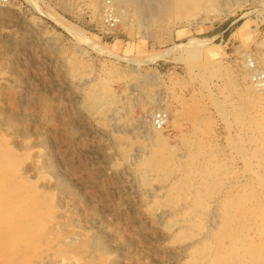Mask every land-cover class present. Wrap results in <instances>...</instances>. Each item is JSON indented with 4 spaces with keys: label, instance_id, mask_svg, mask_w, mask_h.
Returning <instances> with one entry per match:
<instances>
[{
    "label": "rangeland",
    "instance_id": "374dc122",
    "mask_svg": "<svg viewBox=\"0 0 264 264\" xmlns=\"http://www.w3.org/2000/svg\"><path fill=\"white\" fill-rule=\"evenodd\" d=\"M218 1L0 0V264H264V0Z\"/></svg>",
    "mask_w": 264,
    "mask_h": 264
},
{
    "label": "bare ground",
    "instance_id": "6f19581e",
    "mask_svg": "<svg viewBox=\"0 0 264 264\" xmlns=\"http://www.w3.org/2000/svg\"><path fill=\"white\" fill-rule=\"evenodd\" d=\"M113 1H115L116 3H117V6H115V10H117V12H118V15H119V17L122 19V20H125V18L129 15V13L130 14H132V13H134L135 15L136 14H138V21H137V23H136V21H134L136 24H138V26H142V25H147V28L149 29V27H150V25L149 24H147V15H149V10H154V15L153 16H151V23H152V26H154L155 24H158V25H162V26H165V24H166V17H168V15H170V14H172V13H174V12H176V11H179V10H182V9H185V8H190V7H193V6H198V5H200L201 3H204V1H206V0H113ZM220 1V0H219ZM218 1V2H219ZM222 1V0H221ZM111 2H112V0H111ZM214 2V1H213ZM223 2V1H222ZM121 3H125V5H126V8L125 9H123V8H121V7H119L120 5L119 4H121ZM216 3V2H215ZM117 7V8H116ZM199 7V6H198ZM205 7V6H204ZM143 8L146 10L144 13L143 12H140V10H143ZM197 10L199 9V8H196ZM202 10V9H201ZM132 12V13H131ZM153 14V13H152ZM151 14V15H152ZM175 17V16H174ZM169 22V21H168ZM171 24V23H170ZM171 28V27H170ZM145 31H147V29L145 30ZM152 31H153V29H152ZM169 31V30H168ZM148 33V32H147ZM147 33H145V34H147ZM153 33V32H152ZM166 33V32H165ZM157 36V35H156ZM193 41H195V40H193ZM197 41V40H196ZM193 43V42H192ZM250 57H252V56H249V55H245L244 56V59L246 60V66H247V68H248V71H249V74H250V76H251V70H250V65H249V58ZM255 62V61H254ZM257 63V62H256ZM255 63V65H257ZM258 66V65H257ZM154 79V78H153ZM152 80V79H151ZM253 87V86H252ZM251 87V90L252 91H256L257 93L258 92H264V87L263 88H261V87H258L256 84L254 85V87L252 88ZM254 89V90H253ZM107 90V89H106ZM105 90V91H106ZM105 94V93H104ZM107 94V93H106ZM105 94V95H106ZM259 94V93H258ZM261 95V94H260ZM259 95V96H260ZM152 99V98H151ZM111 100V99H110ZM157 100V99H156ZM153 101V100H152ZM98 102V101H97ZM96 102V103H97ZM97 105V104H96ZM95 106V105H94ZM167 110V109H166ZM161 111V115H163L164 116V118L166 117L168 120H169V116H168V110L167 111H165L164 109L163 110H160ZM165 114V115H164ZM157 115V114H156ZM155 115V116H156ZM155 116H153L152 117V126H154V128H156L155 130L157 131V130H161V129H157V128H162V127H157L155 124H154V121H153V119H154V117ZM167 120V124H168V121ZM143 123H145V122H143ZM146 124V123H145ZM144 125V124H143ZM147 126V125H146ZM152 128V127H151ZM153 128V129H154ZM153 129H152V131H153ZM147 130V129H146ZM148 131V130H147ZM151 131V130H150ZM152 133H154V132H152ZM157 134V133H156ZM156 134H154V136H153V138H154V141L157 139H159V141L160 140H162L161 138H160V135L158 136V134L156 135ZM150 135V134H149ZM149 141V140H148ZM163 141V140H162ZM152 142V141H151ZM155 155V154H154ZM156 156V155H155ZM5 157H6V155H5V153L3 152L2 154H0V162L3 164L7 159H5ZM157 157H159L160 158V155L159 156H157ZM165 157V156H164ZM162 158V157H161ZM166 158H168V157H166ZM170 158V157H169ZM163 160H166V159H163ZM163 160H161L162 162H163ZM160 160H158V159H156L155 158V160H153V164H151V166L153 167V168H157L158 169V165H159V162ZM152 163V162H151ZM192 163V162H191ZM150 164V163H149ZM162 164V163H161ZM168 164V163H167ZM163 165V164H162ZM189 165V164H188ZM149 166V165H148ZM164 166V165H163ZM168 166H170L169 164H168ZM166 167V169H168L167 168V166H165ZM164 167V168H165ZM151 168V167H150ZM156 169V170H157ZM159 169H161L160 167H159ZM152 170V169H151ZM155 170V169H154ZM154 170H152V171H154ZM159 170H157L156 172H158ZM161 171V170H160ZM163 171H165V170H163ZM210 175V174H209ZM210 184V183H209ZM184 190V189H183ZM199 204H202V203H199ZM197 205V204H196ZM203 205H205L204 203H203ZM197 207V206H196ZM200 207H202V206H200ZM203 208H204V206H203ZM192 209V208H191ZM188 212V211H187ZM195 213V212H194ZM202 215V214H201ZM195 219V218H194ZM199 221V220H198ZM201 221H202V219H201ZM191 222V221H190ZM195 222H197V220L195 221ZM194 222V223H195ZM193 223V221L191 222V224ZM193 223V224H194ZM198 223V222H197ZM237 223V222H236ZM201 225V224H200ZM196 227H197V225H195ZM226 239V238H225ZM239 252V251H238ZM251 254V253H250ZM250 256V255H249ZM214 257V256H213ZM212 257V258H213ZM260 258V257H259ZM257 262V261H256ZM249 263H250V261H249ZM255 263V262H254ZM258 264V263H257Z\"/></svg>",
    "mask_w": 264,
    "mask_h": 264
},
{
    "label": "built area",
    "instance_id": "2783aa9c",
    "mask_svg": "<svg viewBox=\"0 0 264 264\" xmlns=\"http://www.w3.org/2000/svg\"><path fill=\"white\" fill-rule=\"evenodd\" d=\"M104 15H105L106 23L111 27L117 26L118 23L120 22L117 14L114 12V9L112 7L110 0H107V2L105 4ZM249 59L250 60L248 62L250 65V70H251L250 79L258 87L263 88L264 87V70L259 68L257 65H255V62L252 58H249ZM161 114L157 113V115L154 117L153 121L157 127L163 128L166 125L167 119L164 118V116Z\"/></svg>",
    "mask_w": 264,
    "mask_h": 264
}]
</instances>
